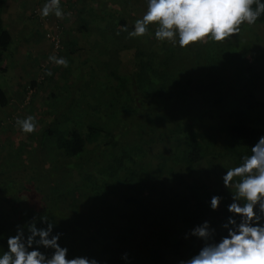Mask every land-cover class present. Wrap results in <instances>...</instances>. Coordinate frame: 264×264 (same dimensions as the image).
<instances>
[{
  "label": "trees",
  "instance_id": "16d2710c",
  "mask_svg": "<svg viewBox=\"0 0 264 264\" xmlns=\"http://www.w3.org/2000/svg\"><path fill=\"white\" fill-rule=\"evenodd\" d=\"M6 2L0 0V74L8 72L12 58V37L2 20ZM128 6L127 0H88L76 11L74 33L98 39L96 66L87 80L82 75L81 98L71 90L73 83L58 85L61 97L52 94L44 109L32 108L37 126L31 143L12 142L11 161L0 160V252L18 226L34 222L46 228L49 222L69 259L179 264L203 246L190 232L205 220L213 196L221 197L214 239L226 235L222 225L231 216L227 208L235 191L216 194L210 185H224L226 171L250 155L264 135V99L257 95L264 94V73L251 66L250 48L236 51L245 31L258 28L255 33L264 40V16L226 42L182 49L157 41L154 28L129 38L139 10ZM28 19L35 26L42 20L34 11ZM50 35L58 36L60 45L55 51L50 44L54 56L64 44L77 45L78 39L63 35L61 28L44 37ZM124 53L133 59L126 73L120 68ZM97 71L107 89L89 93L96 100L89 104L83 92L96 87ZM42 80H32L28 89L37 92ZM11 101L8 90L0 88V115L7 113L12 125ZM166 132L178 136L170 139L174 149L152 156V146L166 145ZM30 145L43 152H29L30 164L24 167L22 150L28 152ZM168 177L172 181L166 186ZM185 229L193 242L185 244Z\"/></svg>",
  "mask_w": 264,
  "mask_h": 264
},
{
  "label": "clouds",
  "instance_id": "9594fccd",
  "mask_svg": "<svg viewBox=\"0 0 264 264\" xmlns=\"http://www.w3.org/2000/svg\"><path fill=\"white\" fill-rule=\"evenodd\" d=\"M146 2L147 10L135 21L133 30L128 32L129 38L143 37L154 27L157 41L182 49L207 42H226L237 36L245 25L254 26L264 16V0ZM40 15L63 19L61 0H46ZM48 59L57 66H69L64 57ZM45 74L52 75L50 71ZM16 123L25 134L33 133L37 126L32 116L18 119ZM223 184L227 189H235L233 202L227 208L231 216L222 225L226 235L215 240V230L207 221L194 227L190 235L203 246L179 264H264V135L250 148V155L243 156L238 166L226 171ZM220 202L221 197L213 196L210 208L216 210ZM54 226L49 222L46 228H38L34 222L18 226L16 234L7 239V250L0 252V264H98L96 259L86 256L66 258L68 249L58 243L60 234H53ZM40 248L51 250V254L45 255ZM122 259L128 260L127 253Z\"/></svg>",
  "mask_w": 264,
  "mask_h": 264
},
{
  "label": "rangeland",
  "instance_id": "374dc122",
  "mask_svg": "<svg viewBox=\"0 0 264 264\" xmlns=\"http://www.w3.org/2000/svg\"><path fill=\"white\" fill-rule=\"evenodd\" d=\"M37 1L42 3L43 5L46 2V0ZM87 1L88 0H61V8L65 12V17L63 19H57L54 15H50L47 18H42L41 24H39V21L35 22V24H39L40 26H35L34 24H32L31 19H28V16L26 15L27 17L26 19H24V21H26V30L22 31V34L27 33L28 37L29 35H33V38L30 40L20 41L18 38L20 35H17L18 32L14 31L15 34L12 33V38L14 41L12 42V47L10 48V50H12L10 51L12 58L9 64L11 65L10 69L6 74H0V88H4L6 90L8 89V92L11 95V105L13 106L8 109L7 112L8 114H11L10 118L14 119V121L15 118L17 121L18 119L22 120L28 116H32L31 111L33 109L35 112H37L39 109H44V101L46 99H50L52 101L54 99L53 97H61L62 92L58 88V85L60 86L68 83H73V88L71 90L75 92V95H77V97L79 96L81 98V95H79L80 93H78V88L80 89V87H83V82L81 79L82 75L86 77L85 79L87 80L89 76L88 71L92 66H96L94 60V58L97 56V52L95 49V41H98L96 36L86 38L87 36H83L80 33H74V30L76 28L74 23L75 13L78 8L84 3H87ZM127 1L129 2L128 7H133L139 10L138 19L142 18V16L147 10L146 0ZM32 3L33 5L30 6L29 13L31 11H34L36 14H40L41 7L39 5L41 4L38 5L37 2H33V0ZM7 26L8 25L6 23V27ZM59 28H61V30L63 31V35H68V37L71 35V37H75L78 39L76 40L77 45L75 47L73 45H69L68 43L67 45L64 44L61 49V52L56 54L57 57H64L69 61V66L67 68L57 66L54 63H50L48 59L50 56L54 55L52 54L50 42L44 37V35H49V31L57 30ZM257 29H255V31ZM255 31H245L240 36V45L239 48L236 49V51L241 52L242 49H244L245 47L250 48L249 50L251 51V53L255 54L252 58V62L250 61L251 66L254 67L255 71H261L264 73V40L262 36H260V31H258L257 33H255ZM253 33H255L257 36ZM246 44H248V46ZM121 62V71L124 73L129 72L133 66V59L131 58L130 53L122 54ZM44 71L45 73L50 71L52 75L49 76L45 73L43 74ZM86 73H88V75ZM95 76H97L95 80V85L98 88H85V91L83 92L87 94L86 96H83V100L84 102H88L89 104H93V102H96L95 99H91L88 96L89 93L96 95V93L99 94V92H102L107 89L106 86L104 87V85H102V82L105 80V76L102 75V72L97 71V74ZM41 78L43 79L42 83L39 85L38 91L35 92L30 101V103H32L33 105L29 103L28 105L24 106L23 100L26 95V90H28V84L32 80H38ZM76 79L77 84L75 85L74 82ZM52 94L53 97L51 96ZM257 95L264 99L263 92H258ZM79 100L80 99L78 98L76 102L81 105L82 102H80ZM103 109H105L104 106H102V111L99 113V116H101V113H103ZM60 113L62 114L63 112ZM6 118L7 113H2L0 115V160L5 159V161L8 163L9 161H11V157L7 155V152L11 151V148H9V144L14 141L24 143L27 142L28 144H30L32 133H23L20 127L17 125L16 121L12 122L13 124L11 125L10 121L6 120ZM94 119L97 120V117H95ZM104 122H107V117L103 116V123ZM185 133L186 131H184L183 135H185ZM177 137L178 136H172L170 134H167L166 132V145L156 144L152 146L150 149V154L152 156H156L157 153L163 152L165 148L166 153L168 154L169 152L167 151L173 147L172 143L170 142V139ZM173 149L174 148H172V150ZM27 151L28 152H26V150L24 149L22 150V152L26 154L25 156H22L23 162L25 164L28 163L27 165H24V167L30 164L29 152L31 154H35L36 152H43L42 149H40V146L37 145H32L31 148L27 149ZM13 153L14 152H12L11 155H13ZM152 161L153 163H155V160ZM171 181L172 179L169 177L163 180L166 186L170 185ZM213 186L210 185V190L214 193H216V191L217 193H226L227 190L230 191L229 189L225 188L224 185H221L220 187H217L215 185ZM220 208L221 204H219L216 210L210 209V211L206 214L205 220L203 222H209L210 227L214 228V223L216 221L215 212H217ZM186 232V229L182 231L183 235H185L182 236L186 240L185 244L193 242V239L190 238ZM176 238L179 239L177 236Z\"/></svg>",
  "mask_w": 264,
  "mask_h": 264
},
{
  "label": "crops",
  "instance_id": "0c3cea01",
  "mask_svg": "<svg viewBox=\"0 0 264 264\" xmlns=\"http://www.w3.org/2000/svg\"><path fill=\"white\" fill-rule=\"evenodd\" d=\"M33 2H35L33 0ZM30 4V5H29ZM32 0H7L2 10V20L4 27L10 33L11 37L15 34L14 31H17L20 35L18 38L20 41H27L33 38V35H27V33L22 34V31H25V23L24 19L28 16L31 17L32 11H30V6H32ZM27 15V16H26ZM7 23V27H6ZM13 33V34H12ZM12 38V42H13ZM15 53V52H14ZM8 90V89H7ZM13 105L10 106V108ZM9 108V109H10Z\"/></svg>",
  "mask_w": 264,
  "mask_h": 264
},
{
  "label": "built area",
  "instance_id": "2783aa9c",
  "mask_svg": "<svg viewBox=\"0 0 264 264\" xmlns=\"http://www.w3.org/2000/svg\"><path fill=\"white\" fill-rule=\"evenodd\" d=\"M58 36H55V35H50L49 36V42H50V44L52 45V47H53V50H57V49H59V47H60V45H59V40H58V38H57ZM42 79V78H41ZM40 79V80H41ZM35 93V90H31V89H28L27 90V92H26V96H25V98H24V102H23V105L25 106V105H27V104H29V102H30V100H31V97H32V95Z\"/></svg>",
  "mask_w": 264,
  "mask_h": 264
}]
</instances>
